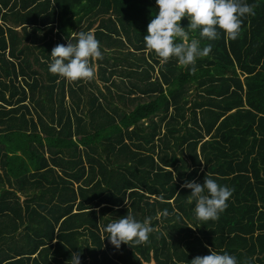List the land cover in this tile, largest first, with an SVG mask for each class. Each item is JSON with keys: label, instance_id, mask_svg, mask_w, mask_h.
<instances>
[{"label": "trees", "instance_id": "1", "mask_svg": "<svg viewBox=\"0 0 264 264\" xmlns=\"http://www.w3.org/2000/svg\"><path fill=\"white\" fill-rule=\"evenodd\" d=\"M245 2L236 40L190 33L212 45L191 74L138 54L155 0H0V264H189L209 249L264 264V192H251L264 187V0ZM81 31L100 42L97 91L48 70ZM207 173L233 194L205 222L181 185ZM128 214L154 231L116 249L104 229Z\"/></svg>", "mask_w": 264, "mask_h": 264}, {"label": "clouds", "instance_id": "2", "mask_svg": "<svg viewBox=\"0 0 264 264\" xmlns=\"http://www.w3.org/2000/svg\"><path fill=\"white\" fill-rule=\"evenodd\" d=\"M158 13L147 26V35L143 37L145 48L154 52L167 63L175 57L178 64L189 68L190 73L196 71L197 58H203L212 51L209 43L200 47V39L209 41L220 37L221 31L227 40H236L242 29L243 18L254 15L255 5L245 0H155ZM187 18V27L181 26V21ZM199 31L200 39L190 38V33ZM179 41V42H178ZM50 73L58 75L70 82L88 81L94 78L97 70L96 61L103 59L100 42L93 32H79L76 42L68 40L67 45L57 44L51 51ZM202 163H205L201 161ZM191 190L190 200H195V217L200 221L219 219L220 213L227 208V201L233 190L227 186L218 185L206 174L203 184L187 181L181 185ZM179 194V193H178ZM127 204V202L125 201ZM163 215H169L165 209ZM151 217L143 222L137 221L132 215L115 219L104 229L107 239L116 249L122 244L140 246L149 242V234L154 231ZM207 247V246H206ZM210 254L196 256L189 264H237L236 257L227 252L219 254L209 249ZM67 264H81L80 253L73 252Z\"/></svg>", "mask_w": 264, "mask_h": 264}, {"label": "rangeland", "instance_id": "3", "mask_svg": "<svg viewBox=\"0 0 264 264\" xmlns=\"http://www.w3.org/2000/svg\"><path fill=\"white\" fill-rule=\"evenodd\" d=\"M86 25H87V22L84 21L83 26L85 27ZM84 27H83V28H84ZM29 29H30V28H29ZM18 30H21V27H19ZM115 52L117 53L116 55H120V53L126 54V53H128V52H133V51H132V46H130L129 44H126L125 47H123V48H117V50H116ZM123 54H122V55H123ZM138 54H139V56H140V55L148 56L149 51H145V54H144V53H141V54L138 53ZM116 55H114V56H116ZM123 58L125 59L126 56H123ZM124 61H125L126 66H127V60H124ZM124 61L121 60V62L118 64V65H119L118 69H119L120 67H122V66L125 65V64H123ZM95 64H96V66H97L96 74H95L94 78L91 79L90 81L92 82V84H94V86H93L92 88H93L95 91H97V87H100V88L103 87V88H104V83L102 82L101 77H100V70H99V66H100V64H99L98 61H96ZM158 71H159V70H156V71H155V74H156V75H158ZM189 94H190V96H191L192 98H194L195 91H194L193 89H191V90L189 91ZM35 118H36V117H35ZM185 132H186V131H185ZM185 132H184V133H185ZM181 134H182V133H181ZM208 139H209V138H206L205 140H208ZM59 174H60V172H59ZM38 195H39V197H37L36 200H37V202H38L39 204H41V203H43V201H41V200H42L41 195H40V194H38ZM24 200H25V198H24V196L22 195L21 202L23 203ZM158 215L161 216V213H159ZM158 218H159V217H158ZM159 222H160V224H158V225L155 227V229H158L159 231H161L162 234H166V233L171 234V232L174 231V230L170 229V227L168 226V224H167L168 229L164 230V228H163L164 223L162 224L161 221H159ZM200 238L206 242L205 237L202 236L201 234H200ZM206 243H207V242H206ZM149 264H155V262L152 260L151 262H149Z\"/></svg>", "mask_w": 264, "mask_h": 264}, {"label": "crops", "instance_id": "4", "mask_svg": "<svg viewBox=\"0 0 264 264\" xmlns=\"http://www.w3.org/2000/svg\"><path fill=\"white\" fill-rule=\"evenodd\" d=\"M19 27H22V26H18L15 30L17 31L18 30V28ZM19 31V33L20 34H22V35H25V33L23 34V29L21 28V30H18ZM260 181V180H259ZM250 188V187H249ZM251 189V188H250ZM244 191V190H243ZM256 192V194H259V193H262V192H264V187L260 184L259 186H258V188H253V189H251V192L253 193V192ZM22 230V229H21ZM54 243H56V240L54 241ZM154 262H155V260L154 259H152ZM151 260V261H152ZM155 264H156V262H155Z\"/></svg>", "mask_w": 264, "mask_h": 264}]
</instances>
